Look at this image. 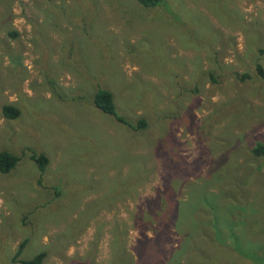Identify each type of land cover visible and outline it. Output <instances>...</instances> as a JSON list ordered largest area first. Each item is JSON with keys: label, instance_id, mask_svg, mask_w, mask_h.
<instances>
[{"label": "rangeland", "instance_id": "374dc122", "mask_svg": "<svg viewBox=\"0 0 264 264\" xmlns=\"http://www.w3.org/2000/svg\"><path fill=\"white\" fill-rule=\"evenodd\" d=\"M168 3L0 0V150L20 157L0 172V264L136 263L155 202L177 213L142 227L151 264H264V0ZM100 87L147 128L97 109Z\"/></svg>", "mask_w": 264, "mask_h": 264}, {"label": "trees", "instance_id": "16d2710c", "mask_svg": "<svg viewBox=\"0 0 264 264\" xmlns=\"http://www.w3.org/2000/svg\"><path fill=\"white\" fill-rule=\"evenodd\" d=\"M135 1H137L141 6L146 8L161 7L163 5L169 4L168 0H135ZM14 34L15 33H12V35ZM260 67L261 66L258 65V69L260 73H262ZM92 96H93L92 97L93 105L97 109H99L103 113L112 115L117 121L124 124L129 129L138 131L147 128L148 122L145 118H141L136 122H132L125 120L123 116L117 113L114 102L115 101L114 95L110 90L105 88L103 89L100 87L95 90ZM1 112L4 117L9 119L15 118L19 114L18 109L13 104L2 105ZM252 153L257 155H262V154L264 155V146L257 144L253 148ZM29 158L33 160L34 163L37 165L40 173L41 174L44 173L49 162L48 157L41 152L38 153L32 151L29 154ZM19 160L20 157L18 155H14L7 151L0 150V172L8 173L16 166ZM140 176L141 175H139L138 178ZM134 183L135 181L131 183L130 188L135 185ZM154 206H155V211L153 214H151L149 211L140 210L136 215V219L138 221L134 222L133 227L139 230L140 237L137 240V243L139 245V250L136 253L137 255L136 263H134L131 259V264H151L152 262H155L160 258L161 247L159 246V236L155 234H153L152 236L147 235L146 229L144 231L142 227L149 224L153 219H155L156 222L159 223L158 229H166L169 225H171L174 222L176 218L177 205H173V206L170 205L167 207H163L158 202H155ZM124 238L125 237L118 231L114 232V239H113V235H112V239H113V244L115 246V251H117L118 248L120 247L126 250L124 247ZM144 243H146V247L144 246V249H142ZM126 253L130 256V253L128 251ZM46 255H47L46 251L42 250L29 259H20L19 262L21 264H42ZM115 260H116V255H115Z\"/></svg>", "mask_w": 264, "mask_h": 264}]
</instances>
